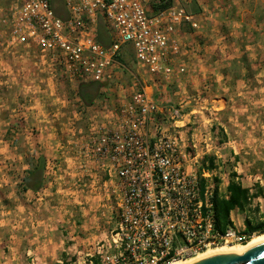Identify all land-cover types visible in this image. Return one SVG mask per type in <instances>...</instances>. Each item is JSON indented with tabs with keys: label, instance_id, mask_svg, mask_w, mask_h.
Instances as JSON below:
<instances>
[{
	"label": "built area",
	"instance_id": "built-area-1",
	"mask_svg": "<svg viewBox=\"0 0 264 264\" xmlns=\"http://www.w3.org/2000/svg\"><path fill=\"white\" fill-rule=\"evenodd\" d=\"M62 1L65 19L52 0H0V58L22 59L27 53L36 69L75 88L104 83L115 65L124 69L127 44L138 65L160 86H169L189 71L183 30L200 31L201 19L214 18V12L189 11L179 0L157 12L159 0ZM99 23L108 34L107 47L97 41ZM111 112L115 127L91 124L78 163L86 172L94 168L93 183L101 185L107 200L116 201L117 226L78 264H173L249 241L234 222L225 233L216 229L218 180L219 189H226L220 187V169L204 164L207 148L186 146L177 126L157 128L154 141L148 138L156 114L168 113L176 123L181 106L160 105L140 90Z\"/></svg>",
	"mask_w": 264,
	"mask_h": 264
},
{
	"label": "crops",
	"instance_id": "crops-1",
	"mask_svg": "<svg viewBox=\"0 0 264 264\" xmlns=\"http://www.w3.org/2000/svg\"><path fill=\"white\" fill-rule=\"evenodd\" d=\"M179 1L189 11L195 13L214 12V18L209 21L201 19L203 28L200 31H192L188 26L183 30L181 41L185 48L190 50L186 57L189 71L187 75L175 80L169 86H160L159 82L141 68L136 59L134 60L137 67L145 74L140 78L136 76L132 78L138 90L147 92L160 105L182 107V116L176 123L171 121L168 113L156 114L147 136L154 141L157 128L170 131L175 126L179 127L180 137L186 146L195 144L198 151L207 148L208 154L204 159L211 158L215 167L221 171L230 166L226 188L235 176V181L248 189L251 195L257 194V197L252 199L253 202H262L264 182L258 183L257 178H254V184L244 182L245 178H248L246 174L248 168H255V165H258L255 156L259 150V135H264V131H261L264 130V34H262L264 20L258 18L260 13L258 4L256 2L253 4L252 0ZM247 31L251 34H246ZM105 34L108 38L106 30ZM251 35L257 37L252 44H246ZM20 56L23 58L11 55L0 58L1 153L7 148L14 153H21L20 147H26L28 152L31 150L33 152L36 147L34 142L23 145L20 141L15 142L22 136L29 139L32 135L29 126L19 127V119L27 122L30 119L45 118L44 109L50 104L55 105L59 115L67 119V105L73 102L58 92L61 85L57 79L59 76L36 69L33 58L27 53ZM128 59H131L130 55ZM114 69L120 68L115 65ZM114 75H117V72ZM75 91L78 98L74 101L77 103L78 111L72 115L79 123L86 118V112L96 110L103 100L99 98L92 106H86L80 98L79 87L75 88ZM134 92L126 94V90L120 89L109 100L113 106L102 107L101 112L92 113L90 120L97 117L100 124L107 123L114 128L117 122L112 118L111 111L128 103ZM215 121H221L218 123L220 129ZM75 130L73 135L78 134V141L74 142L75 148L67 152L64 175L58 179L59 184L64 185V189L59 192L63 197L70 193L68 190L71 188L74 189L73 195L78 192L76 191L78 177H83L86 173L81 172L78 149L87 141L89 130L85 133L80 129ZM82 134L84 135L81 136ZM223 137H227V141L223 140ZM22 169L25 172L20 183H23L30 167L26 165ZM89 176L94 178V174ZM251 179L253 177L249 176L248 181ZM41 190L27 191L25 194L30 196L32 193L35 201L50 202L51 199L47 201L40 197ZM54 194L47 193L44 196L52 197ZM42 205L46 206V203ZM240 213L239 209L231 213V221L235 226L234 217L237 216L239 219L244 216ZM244 217L246 219V216ZM42 223L45 225L48 244L54 243L53 234L58 232L59 236L61 233L70 245V251L73 250L71 251L73 255L76 254L78 257V215H73L60 207L58 215L49 216ZM240 229L243 231L244 228ZM58 241L60 245L64 244L60 237ZM70 260L73 258H68L66 261ZM15 261V256L0 258V264H16ZM73 264L78 262L74 261Z\"/></svg>",
	"mask_w": 264,
	"mask_h": 264
},
{
	"label": "rangeland",
	"instance_id": "rangeland-1",
	"mask_svg": "<svg viewBox=\"0 0 264 264\" xmlns=\"http://www.w3.org/2000/svg\"><path fill=\"white\" fill-rule=\"evenodd\" d=\"M252 1L253 4H255L254 2L258 4V11H260L258 18L264 20V0ZM246 34L250 35L251 33L247 31ZM256 37L257 35L249 36L248 41L245 43L252 44ZM128 55L131 56V59H128ZM122 57L121 62L126 66V69H113L110 78L102 83L103 88L101 89L100 98L103 102L98 104L96 110L86 112L87 116L84 121L78 123L72 115L75 111H78L77 103L74 101L78 98L75 87H71L67 81L60 77L57 78L59 84H61L58 92L73 101L67 105V119L61 117L57 107L51 104L44 109L45 118L30 119L27 122L19 119V127L29 126L32 129V135L29 139L22 136L16 139L15 142L20 141L22 145L34 142L36 147L33 152L32 150L28 152L26 147H20L21 153H14L10 148L2 153L0 152V258L15 256L16 264H73L74 261L82 262L83 260L79 258L89 252L91 245L106 239L116 228V201L107 200L101 185L93 183V179L89 175L95 172L94 169L87 168L88 173L81 169V172L85 171L86 173L83 177H78V190H76L78 192L73 195L74 189L71 188L68 190L70 193L64 196L65 198L62 193H59L64 189V185L59 184L58 179L64 175L63 170L67 163V152L75 148L74 142L78 141V134L73 135V132H76L75 129H80L82 133H85L90 130L91 124L99 125L100 121L97 117L90 120L91 114L101 112L102 107H112L113 105L109 100L120 89L126 90V94H130L132 91H140L139 88L134 86L132 78L133 76L140 78L145 74L134 61L135 56L131 44L124 46ZM116 72L117 75H114ZM44 119L47 121H43ZM219 122L221 121H215L217 125ZM218 128L221 127L218 125ZM223 140L227 141V137H223ZM40 158H44L45 161V180L42 190L40 189V197L45 198L47 201L51 199L50 202L35 201L32 193L27 196L21 188L22 183L20 181H22L25 172L22 168L28 165L31 169ZM255 159L258 165H255V168H248L246 173L248 178L252 176L253 179L248 181V178H245L244 182L246 183L251 182L254 184V178H257L258 183L264 182V135L262 134L259 135V150ZM230 169V166H228L226 169L220 170V187L222 190L226 189ZM69 187L70 185H68ZM47 193L55 194L52 197H45L44 194ZM42 203H46V206H43ZM60 207L73 215H78V257L76 254L73 255V250L70 251L67 240L62 237L61 233L58 236L57 231H55L57 234L55 233L52 236L54 243L48 244L47 242L48 237L42 221L48 219L49 216L58 215ZM262 212H264V201L253 202L251 200L248 211L246 213L241 212L240 215L246 216V219L249 217L251 220L259 221ZM244 216L239 217V219L237 216L234 217L236 226L239 229L245 227L244 220L246 219ZM53 222L56 225L58 224L56 221ZM58 237L64 241V244L60 245ZM68 258H73V260L66 261Z\"/></svg>",
	"mask_w": 264,
	"mask_h": 264
},
{
	"label": "trees",
	"instance_id": "trees-1",
	"mask_svg": "<svg viewBox=\"0 0 264 264\" xmlns=\"http://www.w3.org/2000/svg\"><path fill=\"white\" fill-rule=\"evenodd\" d=\"M173 4V0H159L157 5L154 7V11L163 10L168 8ZM52 5L56 14L65 19L67 17L66 9L63 5L62 0H52ZM97 41L104 46L110 45V40L107 38L104 30V25L99 23L97 28ZM103 88L102 83H86L79 87V95L83 103L86 106H92L94 102L101 97V89ZM208 161L209 167L214 168V162L210 158L209 160H204V164ZM44 170L45 161L44 158H40L36 165L28 171L27 176L24 178L22 183V191H33L37 192L42 189L44 185ZM235 176L232 177L226 191L223 192L218 186L215 189L214 194V206H215V216H216V229L220 233H225L227 228L231 225V213L232 211L239 209L242 213L248 211V207L251 200L257 197V194L251 195L249 190L244 188L239 182L235 181ZM243 234L247 235L249 238L256 235L264 234V212L259 221L251 220L249 217L245 220V227L242 231Z\"/></svg>",
	"mask_w": 264,
	"mask_h": 264
},
{
	"label": "water",
	"instance_id": "water-1",
	"mask_svg": "<svg viewBox=\"0 0 264 264\" xmlns=\"http://www.w3.org/2000/svg\"><path fill=\"white\" fill-rule=\"evenodd\" d=\"M192 264H264V243L252 246L242 253L212 254Z\"/></svg>",
	"mask_w": 264,
	"mask_h": 264
},
{
	"label": "bare ground",
	"instance_id": "bare-ground-1",
	"mask_svg": "<svg viewBox=\"0 0 264 264\" xmlns=\"http://www.w3.org/2000/svg\"><path fill=\"white\" fill-rule=\"evenodd\" d=\"M264 243V234L263 235H258V236H252V238L243 245H222L213 249H210L202 254H200L199 256L190 259V260H186V261H179V262H175L173 264H192L200 259H203L207 256H210L212 254H216V253H222V252H233V253H242L245 250H247L248 248Z\"/></svg>",
	"mask_w": 264,
	"mask_h": 264
}]
</instances>
